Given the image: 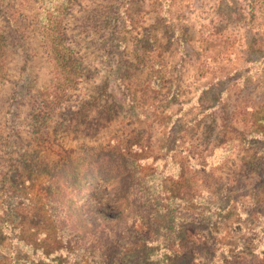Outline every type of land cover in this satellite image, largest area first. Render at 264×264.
<instances>
[{
    "label": "rangeland",
    "instance_id": "374dc122",
    "mask_svg": "<svg viewBox=\"0 0 264 264\" xmlns=\"http://www.w3.org/2000/svg\"><path fill=\"white\" fill-rule=\"evenodd\" d=\"M48 5L47 0L43 5L42 0H0V28L9 38L11 67L10 81L0 87V180L21 171L16 158L25 151L33 156L22 164L35 167L30 171H38L47 159L50 168L57 161L31 143L25 121L28 95L52 84V66L43 55L39 34L40 17H45ZM56 7L62 12L61 40L75 49L84 71L57 112L62 115L52 119L50 145L111 147L141 132L145 155L167 158L166 165L149 166L156 181L170 172L179 174L171 163L181 159L180 147L205 150L222 145L227 155L212 160L209 173L185 171L193 189L210 190L196 193L199 198L193 202L196 208L205 204L201 212L215 232L206 259L208 264L260 263L264 256V136L259 134H264V0H57ZM147 38H157L169 70L158 95L140 98L148 84L147 62H140ZM20 89L21 107L8 106V98ZM126 94L136 98L130 102ZM236 105L253 109L257 121L235 124ZM227 144L234 148L230 156ZM220 158L227 160L218 162ZM40 181L26 184L21 195L26 206L20 210L25 217L22 229L0 226V264H38L42 257L33 256L35 247L55 237L46 213L33 217L41 214ZM162 181L165 188L172 185ZM5 190L10 191L8 184L0 191V203ZM236 195L238 204L232 200ZM109 221H115V215ZM133 235L130 251L123 254L124 264H168L172 259L162 243H144ZM25 244H31L29 251ZM60 261L88 263L80 254L66 253L60 254Z\"/></svg>",
    "mask_w": 264,
    "mask_h": 264
},
{
    "label": "trees",
    "instance_id": "16d2710c",
    "mask_svg": "<svg viewBox=\"0 0 264 264\" xmlns=\"http://www.w3.org/2000/svg\"><path fill=\"white\" fill-rule=\"evenodd\" d=\"M56 1L47 0L49 5L45 6L46 15L44 18L40 17L39 24L43 55L52 66V84L28 95L25 121L30 128L31 143L41 146L42 150L54 156L57 161L50 168L51 161L47 159L46 163H42L44 165L37 167L38 171H30L36 170L35 167L27 169L22 164L24 159H32V154L29 151L17 154V166H21V171H12L9 176L0 180V191L7 184L10 189L5 190V199L0 203V226L5 230L22 229L25 217L20 210L26 206L21 195L25 193L26 184L35 186V181L39 179L41 181L37 190L41 195L42 208L41 214L33 217H41L46 213L51 220L55 237L48 244L35 247L33 256L42 257L38 264H65L60 261L61 253L80 254L87 264H124L122 258L130 251L127 248L133 242V234L144 243H162L164 252L172 257L168 264H208L206 254L215 232L212 221L207 220L202 213L205 212V204H197L196 208L193 202L199 198L196 193L210 190L193 189L185 171H193V174L198 171L209 173L212 170V160L222 153L227 155L223 149L225 147H219L222 146L219 144L205 150L194 149L193 146L184 147L185 149L180 147L177 151L182 150L181 159L171 163L175 168L173 171H179V174L170 172L167 177L156 181L149 166L166 165L164 161L167 158L163 161L159 157H147L146 146L140 143L143 138L141 132L132 135V139L130 137L129 140L116 142L111 147L82 144L76 149H65L59 144H54V147L50 145L52 119L62 115L57 112L70 99L84 71L75 49L65 39L61 40L65 33L60 28L62 24L58 16L62 12L56 7ZM44 2L42 0V5ZM53 3L54 6H51ZM164 32L166 35L170 34L167 29ZM8 44V35L0 28V87L10 81ZM158 45L157 38L143 40L144 50L140 54V62H147L144 70L147 71L148 84L140 98L148 93L154 97L164 86L169 69ZM128 71L129 68L125 66L124 75ZM21 89L20 92L13 91L7 100L8 106L21 107L24 99ZM135 96L126 94L130 102L134 101ZM77 113V118L82 119V115ZM232 121L247 125L248 121L257 120L253 109L247 105H236ZM179 130L181 129L176 131ZM259 134L264 136L263 133ZM227 146L230 156L234 148L229 144ZM226 160L220 158L218 162L224 163ZM162 180L171 181L169 189L163 186ZM213 192L218 193L217 189ZM238 197H232L236 204L240 201ZM112 215H115V221L110 223ZM119 220L126 223L121 224ZM15 242L22 244L23 241L17 239ZM24 247L29 251L31 244H25ZM1 248L0 245V252H3ZM259 260L261 262L257 264H264V256H260Z\"/></svg>",
    "mask_w": 264,
    "mask_h": 264
}]
</instances>
